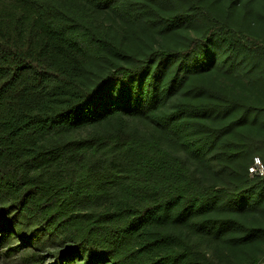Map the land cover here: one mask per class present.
Returning a JSON list of instances; mask_svg holds the SVG:
<instances>
[{
  "label": "trees",
  "instance_id": "1",
  "mask_svg": "<svg viewBox=\"0 0 264 264\" xmlns=\"http://www.w3.org/2000/svg\"><path fill=\"white\" fill-rule=\"evenodd\" d=\"M261 15L264 0H0L7 241L27 234L51 264H264Z\"/></svg>",
  "mask_w": 264,
  "mask_h": 264
},
{
  "label": "rangeland",
  "instance_id": "2",
  "mask_svg": "<svg viewBox=\"0 0 264 264\" xmlns=\"http://www.w3.org/2000/svg\"><path fill=\"white\" fill-rule=\"evenodd\" d=\"M261 2V1H260ZM260 25L254 29L250 30L251 35L254 38L260 39L264 37V31L260 29V26L264 27V15L260 16ZM232 84H236L235 82L231 81ZM9 218L4 217L3 221L0 222V225L3 227L0 228V242L1 240L2 243H0V264H32V261H28L30 259L31 254H38L41 257H44L45 259L40 263V264H51L53 263V259L49 258V251H42L37 249V247L32 246L31 242L27 243L23 238L28 239L27 234L18 235L17 234V239H11L10 241H7V232L13 231L14 227L11 226L9 223ZM21 234V233H19ZM32 247V248H31ZM8 248L14 249V248H19L16 249L15 251L12 252V255H6V250ZM40 261V260H39Z\"/></svg>",
  "mask_w": 264,
  "mask_h": 264
},
{
  "label": "built area",
  "instance_id": "3",
  "mask_svg": "<svg viewBox=\"0 0 264 264\" xmlns=\"http://www.w3.org/2000/svg\"><path fill=\"white\" fill-rule=\"evenodd\" d=\"M261 174H263V173H261Z\"/></svg>",
  "mask_w": 264,
  "mask_h": 264
}]
</instances>
